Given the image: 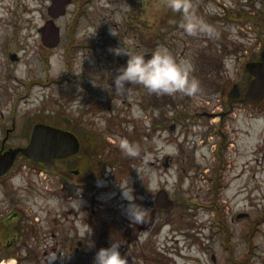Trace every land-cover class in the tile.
I'll use <instances>...</instances> for the list:
<instances>
[{
	"label": "rangeland",
	"instance_id": "rangeland-1",
	"mask_svg": "<svg viewBox=\"0 0 264 264\" xmlns=\"http://www.w3.org/2000/svg\"><path fill=\"white\" fill-rule=\"evenodd\" d=\"M188 3L199 25L193 33L182 27L183 16L173 20L181 13L168 8L167 0H88L78 27V41L86 46L78 52V66L87 69V85L69 81L35 86L28 100L16 103V90L26 88L0 83L12 89L0 101V115L9 122L16 111H39L48 120L57 112H70L82 122L89 144L101 140L97 166L85 151L68 170H41L25 162L10 183L0 186L4 191L15 190L11 184L23 189L26 195L18 206L33 212L37 237L20 256L33 253L37 259L23 264H93L95 252L108 247L110 237L122 242L128 264H264V129L253 124L264 118V100L255 104L229 97L234 84L244 97L250 80L245 65L256 61L264 47V34L241 16L243 11L258 14V0ZM11 6H0V54L6 58L7 48H27L20 51L25 61L15 70L25 85L32 77L29 65L41 81L58 76L66 68L64 49L51 55L41 49L36 35L43 25V5ZM58 26L67 37L70 15ZM117 47L132 54L166 48L177 60H190V79L199 82L198 91L158 96L133 84L125 94L115 93L116 70L127 62L122 60L125 55L110 51ZM174 124L177 128L170 130ZM122 140L137 145L138 154L125 155L119 147ZM222 142L228 145L216 195ZM120 186H130L135 202L149 209L144 224L132 225L124 215L128 202ZM160 190L174 201L168 212L155 206Z\"/></svg>",
	"mask_w": 264,
	"mask_h": 264
},
{
	"label": "flooded vegetation",
	"instance_id": "flooded-vegetation-1",
	"mask_svg": "<svg viewBox=\"0 0 264 264\" xmlns=\"http://www.w3.org/2000/svg\"><path fill=\"white\" fill-rule=\"evenodd\" d=\"M57 1L58 0H29V2H36L38 5H43V25L38 27L36 30L37 38L39 39V43L42 46L41 49L45 50L51 55H55L57 51L64 49L62 59L66 65V68H64V70H62L58 76L53 75V77L48 78L46 81H41V78L37 77L33 71V66L29 65L27 73L32 77L27 79V84L25 85L23 83L24 76L17 74L15 70L25 61V57L22 53L27 52V48H22L20 50L22 53L19 50L10 51V49L7 48L3 53L6 55V58L0 54V67L3 65L5 66V68L2 70L3 75H1L0 83L9 87L12 82L18 86L26 88L25 91L22 92H20V90H16L14 95V100L16 103H21L24 100H28L31 96V91L35 86H49L52 83H64L71 81L82 87L87 85L89 81L87 69L85 70L84 68L78 66V52L86 51L85 43H82L83 41L81 40L78 41V38H80L78 27L80 21L84 18L86 13L85 7L88 3V0H66V2H68L66 15L54 20L57 24H59L63 18L70 15L71 27L67 32V37L63 38L61 33L59 45L57 47L51 48L46 46L43 42V29L53 18L51 15V8ZM29 2L28 0H0V6H8L12 4L11 7H18ZM258 4L260 31L264 33V0H258ZM40 11L42 10H38V12ZM63 44L65 45L63 46ZM149 53H151V51H145L142 54L145 55ZM127 59V56L123 57V63L126 62ZM1 84L0 101L5 98L6 94L9 95V92L12 91L10 88L8 90L7 88L3 89ZM231 106L233 107L234 105L231 104ZM17 112L18 111L11 113V122H9V119L4 117L3 114L0 115V155H4L6 152L11 150H17L20 148L25 149L28 147L33 131L39 124L53 125L55 127L71 131L77 136L83 133L82 122L76 120V118L72 116L70 112H57L58 114H56L55 117H52V120H48L46 118L42 119V115L39 111H26L21 112L20 114ZM19 133L20 137L16 138V135H19ZM74 161H76V158H71V162ZM25 162L24 155L20 153L8 174L0 177V186L5 182L10 183V180L16 176L17 171L21 169ZM79 173V171L74 172L75 176H78ZM12 185L13 184H11V187L15 188L13 191L0 190V205L3 207H0V264H7V262L11 261L12 259L15 260V264H23V262L28 260L37 259L36 255L33 253L27 254L26 257L22 256L23 258L20 256L23 248L30 245V240L37 237V227L35 222L32 220L33 212H29L28 214L25 213V211L30 210V208L18 206L22 200H24V196L26 195L25 192L23 189L20 190L17 188V186ZM5 204H7V206H5ZM54 236H56V234ZM68 242L69 240L66 239V243Z\"/></svg>",
	"mask_w": 264,
	"mask_h": 264
},
{
	"label": "clouds",
	"instance_id": "clouds-1",
	"mask_svg": "<svg viewBox=\"0 0 264 264\" xmlns=\"http://www.w3.org/2000/svg\"><path fill=\"white\" fill-rule=\"evenodd\" d=\"M167 7L173 12L182 13L184 21L182 27L188 33H193L199 26L195 18L189 14L188 0H167ZM207 31L210 35L212 34L211 29H207ZM94 35L95 33L88 36V39ZM110 51L117 56L128 57L126 64L116 70L113 80V90L117 94H125L127 87L133 84L142 85L149 94L158 96H172L177 93L192 95L199 89V82L190 79V74L193 71L191 61L188 59L177 60L166 48L157 49L148 58L143 54L121 51L120 47L110 49ZM253 124L257 130L264 129V118L253 121ZM119 147L125 155L130 157L136 156L139 152V147L127 140H122ZM120 188L122 198L128 202L123 209L124 215L132 225L144 224L149 209L135 202L136 197L130 186L127 188L120 186ZM92 234L93 229L91 228L90 237ZM87 244L89 248L94 247L92 240ZM121 247V241L113 240L110 237V245L99 248L95 252L93 264H128L127 258L121 253Z\"/></svg>",
	"mask_w": 264,
	"mask_h": 264
},
{
	"label": "water",
	"instance_id": "water-1",
	"mask_svg": "<svg viewBox=\"0 0 264 264\" xmlns=\"http://www.w3.org/2000/svg\"><path fill=\"white\" fill-rule=\"evenodd\" d=\"M66 0H58L51 8L53 18H58L66 13ZM43 42L46 46L54 48L60 43V29L54 21H50L43 29ZM151 54L146 55V58ZM247 71L254 77L248 85L245 100L260 103L264 100V51L261 60L258 62H250L246 65ZM240 90L235 85L230 92L232 99L240 98ZM175 125L171 127L172 130ZM80 151V142L78 138L67 131L39 124L35 127L31 142L25 149H17L0 155V176L4 175L13 165L19 153L32 160L42 163H49L57 159H65L71 155H75ZM168 162L165 168L168 167ZM156 205L159 209L168 210L174 202L169 199L166 191H160L156 196Z\"/></svg>",
	"mask_w": 264,
	"mask_h": 264
},
{
	"label": "trees",
	"instance_id": "trees-1",
	"mask_svg": "<svg viewBox=\"0 0 264 264\" xmlns=\"http://www.w3.org/2000/svg\"><path fill=\"white\" fill-rule=\"evenodd\" d=\"M182 13L181 15L178 14L176 16L173 17V20L174 19H177L178 17H182ZM247 20H251L255 25H260V19L258 17H255V16H252L250 14H247L246 15V21ZM182 20L178 21V22H181ZM175 24V23H174ZM264 50V49H263ZM262 50V51H263ZM156 100H153L151 103L152 105H157V103L155 102ZM171 103H173L171 101ZM93 143V144H92ZM97 143H101V140L98 139V140H92L91 141V144H89L88 142V139L86 138V141L84 142L83 141V145H82V152H86L87 154L90 153L91 155V164L92 166H97V163L99 162V159L96 158L97 156V152H99L100 150V145H98ZM103 145V144H102ZM227 144L225 142H222L220 147H219V162L217 163V167L215 169V179H216V183H215V186H214V189H215V193L216 195L218 194V187L221 185V176H220V172L222 171V168L221 166L223 167V163H224V150L225 148L227 147L226 146ZM37 165H39L41 168H52V167H55L57 169L59 168H65V170H68V169H71V168H74L75 167V163L71 162L70 160H62V161H56L54 162L53 164H48V165H43V164H38V163H35ZM218 217L220 218V221L223 225V229L225 230V232H228V225L226 223V221L224 220L223 218V214L221 211L218 212ZM226 242L228 245H230V243L228 242V236L226 237Z\"/></svg>",
	"mask_w": 264,
	"mask_h": 264
}]
</instances>
